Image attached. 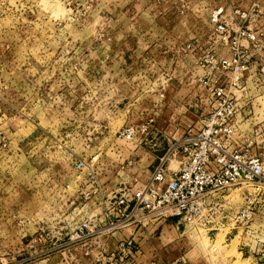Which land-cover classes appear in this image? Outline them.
<instances>
[{
    "label": "rangeland",
    "instance_id": "374dc122",
    "mask_svg": "<svg viewBox=\"0 0 264 264\" xmlns=\"http://www.w3.org/2000/svg\"><path fill=\"white\" fill-rule=\"evenodd\" d=\"M254 5L250 25L264 30V0H0V125L10 142L0 155V264H134L150 253L143 264H171L168 253L177 264H253L176 218L121 225L85 257L65 247L68 236L82 217L104 223L101 207L77 214L63 191L78 157L95 158L109 192L143 185L170 153L175 170V145L205 113L199 51L184 46L205 44L214 9L234 23L233 8ZM128 237L137 253L119 259Z\"/></svg>",
    "mask_w": 264,
    "mask_h": 264
},
{
    "label": "built area",
    "instance_id": "2783aa9c",
    "mask_svg": "<svg viewBox=\"0 0 264 264\" xmlns=\"http://www.w3.org/2000/svg\"><path fill=\"white\" fill-rule=\"evenodd\" d=\"M254 7L233 8V17H228L234 23L222 7L214 9L212 33L205 44L192 40L184 46L185 51H199L195 63L205 113L175 145L179 162L175 170L167 169L166 157H161L146 183L132 192L126 188L109 192L99 179L95 158L73 159L75 174L63 192L75 203L77 214L87 213L90 204L99 205L104 223L92 214L80 218L65 247L80 248L88 257L121 225L176 218L211 244L219 239L225 247L233 243L240 256L264 264V56H259L264 52V30L250 25L257 13ZM123 135L131 139L134 129L126 127ZM9 143L0 125V155ZM136 246L128 237L118 241L115 252L122 259L136 254ZM105 252L99 249L97 260Z\"/></svg>",
    "mask_w": 264,
    "mask_h": 264
},
{
    "label": "crops",
    "instance_id": "0c3cea01",
    "mask_svg": "<svg viewBox=\"0 0 264 264\" xmlns=\"http://www.w3.org/2000/svg\"><path fill=\"white\" fill-rule=\"evenodd\" d=\"M40 94V89H38V91L37 92H33L32 94L33 95H35V94ZM37 108H39L40 107V105L39 104H41L42 102H40V99L39 100H37ZM72 107V106H71ZM38 110V109H37ZM171 168V167H170ZM150 226V225H149ZM147 227V226H146ZM147 231H149V229H147ZM170 238H171V240H170V242H168L169 244H171V245H169L168 247L170 248L172 245H173V242H176V241H178V238H177V236H176V234H175V236L173 235V234H171L170 235ZM143 241H145V239H142L140 242H143ZM179 242V241H178ZM141 244V243H140ZM174 247H176L175 245H173L172 246V248H174ZM165 255H169V256H165L166 257V260L167 259H170V261H171V264H177V262L179 261V258H175L174 257V255L175 254H171V253H168V254H165ZM150 256H152L151 255V253L149 254V255H147V254H142V255H140V256H138L137 257V259H136V262L134 263V264H143L142 263V261H146L145 259L146 258H148V257H150ZM172 258H175V259H172ZM125 264V263H124ZM151 264H154V263H151Z\"/></svg>",
    "mask_w": 264,
    "mask_h": 264
},
{
    "label": "bare ground",
    "instance_id": "6f19581e",
    "mask_svg": "<svg viewBox=\"0 0 264 264\" xmlns=\"http://www.w3.org/2000/svg\"><path fill=\"white\" fill-rule=\"evenodd\" d=\"M169 155H171V153L169 154ZM169 155L166 157V159H165V165H166V167L168 166V169L170 168V166H169V163L170 162H172V161H174L173 159H171V158H169ZM174 157H175V154H174ZM176 158V157H175ZM177 160V162H178V159H176ZM178 164H179V162H178ZM171 169V168H170ZM172 170V169H171ZM216 246H215V250H213V251H216ZM214 253H216V252H214Z\"/></svg>",
    "mask_w": 264,
    "mask_h": 264
}]
</instances>
